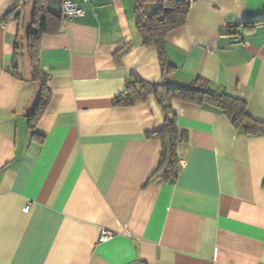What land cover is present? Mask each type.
<instances>
[{
	"label": "crops",
	"instance_id": "1",
	"mask_svg": "<svg viewBox=\"0 0 264 264\" xmlns=\"http://www.w3.org/2000/svg\"><path fill=\"white\" fill-rule=\"evenodd\" d=\"M45 1L60 13V0ZM79 6L82 15L42 35L50 98L34 140V0H0V264H264V134L173 100L178 174L152 179L161 142L149 133L165 123L158 102L112 103L132 73L166 85L200 77L264 121V22L251 21L264 17V0H196L166 36L169 72L142 45L133 0ZM101 228L113 236L98 241Z\"/></svg>",
	"mask_w": 264,
	"mask_h": 264
},
{
	"label": "trees",
	"instance_id": "2",
	"mask_svg": "<svg viewBox=\"0 0 264 264\" xmlns=\"http://www.w3.org/2000/svg\"><path fill=\"white\" fill-rule=\"evenodd\" d=\"M190 6L187 0H133L135 28L144 46H153L163 72H169L172 65L167 61L165 40L167 34L184 25ZM17 16V15H16ZM254 24L264 22V17L251 20ZM62 19L51 13L46 7L45 0H34L32 25L28 32L27 49L34 78L40 81V95L38 101L28 115V128L31 138L36 140L40 134L36 130V123L42 115L50 98L47 89V74L41 70L39 52L41 38L45 33L56 32L60 29ZM16 55L14 52L12 69L16 75ZM153 96L158 102L165 123L162 128L149 133L161 142V154L152 179L169 181L176 178L179 170L177 147L184 140L183 132L173 112V100L189 102L197 105H207L220 110L236 130L247 135L264 134V121L251 117L246 110V102L225 90L213 88L209 81L197 77L187 85H166L143 80L135 73L130 74L124 89L114 96V105H132Z\"/></svg>",
	"mask_w": 264,
	"mask_h": 264
},
{
	"label": "built area",
	"instance_id": "3",
	"mask_svg": "<svg viewBox=\"0 0 264 264\" xmlns=\"http://www.w3.org/2000/svg\"><path fill=\"white\" fill-rule=\"evenodd\" d=\"M85 0H60V16L62 21L71 20L83 14V9L79 6V2ZM196 0H187L191 7ZM27 209V206L24 207ZM113 236V232L106 228H101L98 234V241H106Z\"/></svg>",
	"mask_w": 264,
	"mask_h": 264
}]
</instances>
